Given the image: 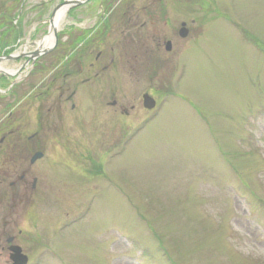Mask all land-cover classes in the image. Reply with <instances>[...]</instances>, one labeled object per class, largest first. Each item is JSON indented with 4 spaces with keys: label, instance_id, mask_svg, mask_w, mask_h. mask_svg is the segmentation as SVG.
<instances>
[{
    "label": "rangeland",
    "instance_id": "obj_1",
    "mask_svg": "<svg viewBox=\"0 0 264 264\" xmlns=\"http://www.w3.org/2000/svg\"><path fill=\"white\" fill-rule=\"evenodd\" d=\"M62 1L0 0V24L12 22L19 34L15 42L13 35L6 40L15 55L48 35L50 14ZM127 1L138 10L150 0ZM168 1L174 4L166 8L169 25L185 22L194 28L192 36L160 54L153 78L119 72L117 87L104 93V101L136 106L130 116L135 134H121L122 126L114 128L117 135L109 125L97 132L89 124L84 134L71 128L61 146L75 155L52 153L54 139L47 131L38 134L46 142L36 170L57 196L39 197L31 204L33 215L7 230H23L19 243L30 264H264V0ZM80 11L92 15L96 4ZM74 15L59 26V39ZM138 20L137 28L145 18ZM124 37L119 32L110 42L118 53ZM63 40L52 51L63 49ZM116 61L127 64L131 55L119 53ZM34 66L9 79L0 75V81H40L42 73L27 78ZM145 92L157 102L153 111L142 107ZM103 114L106 125L112 113ZM4 115L0 111V127ZM30 121V127L23 122L29 130L24 146L36 130ZM30 157L24 155L25 169ZM86 157L101 162L100 177H92ZM6 257L0 254V264Z\"/></svg>",
    "mask_w": 264,
    "mask_h": 264
},
{
    "label": "flooded vegetation",
    "instance_id": "obj_2",
    "mask_svg": "<svg viewBox=\"0 0 264 264\" xmlns=\"http://www.w3.org/2000/svg\"><path fill=\"white\" fill-rule=\"evenodd\" d=\"M114 1L90 0L85 5L92 2L96 4V11L92 15L87 11L79 12L84 5L70 10V14L75 11L71 19L74 22L61 44L63 49L40 57L33 64L36 73L45 75L42 80L11 85L0 81V111L5 114L3 120L6 123L0 127V131L3 130L0 132V216L5 214L2 221L0 218V254L7 256L5 264H11L12 248L20 247L22 253L25 252L19 243L23 230L19 229L17 235H7L8 227H11L10 230L20 228L21 221L33 215L31 204L39 197L48 200L57 196L51 193V185L46 184L36 170L38 161L29 162L27 168H24V155H31V159L35 153L45 152L42 144L46 140H42L38 134L47 131L49 137L54 139L55 143L50 147L52 153L61 154L63 151L69 155H75L77 151L72 149L75 153L69 152L70 149L62 147L61 143L67 139L71 128L82 132L92 124L93 129L99 132L109 125V133L117 135L119 131L114 128L122 126V129H127L126 132L122 130L121 134H135L130 116L136 106H128L125 99L104 101V93L108 95L117 87L118 75L124 73L128 76L148 73L152 75L150 79L156 76L159 68L153 71L152 66L159 67L162 64L160 54L163 51L167 54L173 52L176 44L174 40H185L194 32V28L188 27L185 22L180 23V27L169 25L166 8L174 4L168 0H150L138 7V10L127 0L113 4ZM140 15L145 21L137 28ZM84 21L90 24L82 25ZM143 28L146 31L140 34L138 31ZM119 32L125 34L119 53L131 55V61L123 65L116 61L118 47L110 45ZM17 60L20 68L28 58ZM54 94L57 95L55 99ZM49 98L52 104L43 106V102ZM105 112L112 113L108 121L110 124L106 122V125ZM30 118H34L37 123L36 130L25 138L29 145L24 146L23 137L29 130L23 129V122H27L30 127ZM5 129L9 131L3 134ZM86 159L95 169L90 172L92 177H99L100 163L90 157ZM69 168L73 173L79 170L73 166ZM10 177L14 179L10 180ZM80 187L76 185V189ZM7 200L10 203L7 204ZM2 204L5 205L4 209Z\"/></svg>",
    "mask_w": 264,
    "mask_h": 264
},
{
    "label": "water",
    "instance_id": "obj_3",
    "mask_svg": "<svg viewBox=\"0 0 264 264\" xmlns=\"http://www.w3.org/2000/svg\"><path fill=\"white\" fill-rule=\"evenodd\" d=\"M84 1H74V2H69L68 3V1H66V2H64L63 4H61V5H59V6H57L56 8H55V10L53 11V13H52V15H51V18H50V25L52 24V22H53V19H54V16H55V14L62 8V7H64V6H68V8H71L73 5H81L82 3H83ZM57 31L56 30H54V32H53V35H54V37H55V40H56V42H57ZM48 50H45V51H43V52H47ZM43 52H40V50H37L36 52H34L33 54H31V57H33V58H31V59H34L35 57H38L39 55H41ZM6 59H11V58H9V57H7ZM1 60H4V58H0V61ZM4 74H6V73H4ZM6 75H8V74H6ZM154 105H155V103H154V101L151 99V98H149L148 96H144V106L146 107V108H148V109H151V108H153L154 107ZM40 157H42V154L41 153H38V154H36L31 160H32V162H35V160H37L38 158H40ZM14 252H15V256H14V264H26V262H27V258L25 257V256H23V255H21V250L19 249V248H17V249H15L14 250Z\"/></svg>",
    "mask_w": 264,
    "mask_h": 264
},
{
    "label": "bare ground",
    "instance_id": "obj_4",
    "mask_svg": "<svg viewBox=\"0 0 264 264\" xmlns=\"http://www.w3.org/2000/svg\"><path fill=\"white\" fill-rule=\"evenodd\" d=\"M65 13H66V7L62 8L56 13V15L54 16L53 22L51 24L50 35L46 36L42 41L39 42L41 46L50 47V45L53 44L54 42V36L52 35L53 31L58 30L61 23H63L66 20ZM0 71L7 72L10 74V76L16 74L14 70L4 69L1 66H0Z\"/></svg>",
    "mask_w": 264,
    "mask_h": 264
},
{
    "label": "trees",
    "instance_id": "obj_5",
    "mask_svg": "<svg viewBox=\"0 0 264 264\" xmlns=\"http://www.w3.org/2000/svg\"><path fill=\"white\" fill-rule=\"evenodd\" d=\"M4 33V37L6 38L7 36L9 37L11 34L13 35H15V36H17L18 35V32L16 31V30H14V27H12V25L11 24H9V26H8V28H6L5 30H4V32H2V34ZM4 40V38H2V40L1 41H3ZM5 41V40H4Z\"/></svg>",
    "mask_w": 264,
    "mask_h": 264
}]
</instances>
